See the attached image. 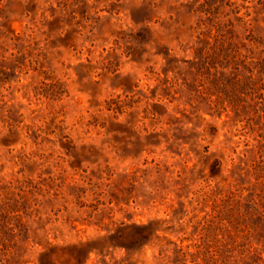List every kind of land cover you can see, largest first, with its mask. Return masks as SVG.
Masks as SVG:
<instances>
[{
  "label": "rangeland",
  "instance_id": "1",
  "mask_svg": "<svg viewBox=\"0 0 264 264\" xmlns=\"http://www.w3.org/2000/svg\"><path fill=\"white\" fill-rule=\"evenodd\" d=\"M0 264H264V0H0Z\"/></svg>",
  "mask_w": 264,
  "mask_h": 264
}]
</instances>
